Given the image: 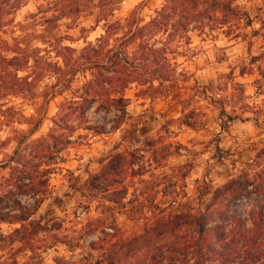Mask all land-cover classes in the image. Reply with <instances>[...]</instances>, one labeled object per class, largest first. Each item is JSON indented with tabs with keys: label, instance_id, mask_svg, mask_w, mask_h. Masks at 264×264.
I'll list each match as a JSON object with an SVG mask.
<instances>
[{
	"label": "clouds",
	"instance_id": "clouds-1",
	"mask_svg": "<svg viewBox=\"0 0 264 264\" xmlns=\"http://www.w3.org/2000/svg\"><path fill=\"white\" fill-rule=\"evenodd\" d=\"M0 264H264V0H0Z\"/></svg>",
	"mask_w": 264,
	"mask_h": 264
}]
</instances>
